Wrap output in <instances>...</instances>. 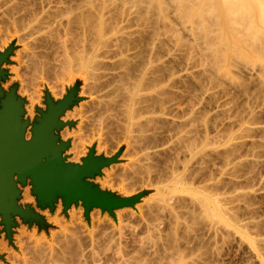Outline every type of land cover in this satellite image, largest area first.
I'll return each instance as SVG.
<instances>
[{"label":"bare ground","instance_id":"obj_1","mask_svg":"<svg viewBox=\"0 0 264 264\" xmlns=\"http://www.w3.org/2000/svg\"><path fill=\"white\" fill-rule=\"evenodd\" d=\"M3 20L18 35L0 42V80L14 60L23 69V84L39 80L44 117L56 107V96L64 97L73 86L63 111L89 94L83 105L92 107L88 119L100 131L115 126L126 135L129 147L120 157L126 160L121 163L123 173L146 186L135 225L117 220L118 229L89 232L77 221L56 239L57 246L26 241L23 250L30 257L20 263L221 264L224 249L235 245L245 247L248 264H264V121L258 120L264 106V0H1L0 23ZM179 55L184 68L176 70ZM191 64L199 68L191 72ZM62 78L67 82L60 83L58 93L55 85ZM178 84L189 92V105L180 115L174 103ZM81 88L85 90L79 95ZM216 88L240 89L247 103L228 121L224 134L200 139L202 121L206 128H215L228 113L226 105L216 106L213 118L207 119L200 110L201 94ZM0 101L5 121L12 109L13 118L23 122V100L16 90L4 94L0 87ZM244 139L251 141L241 154ZM214 156L216 171L203 173ZM89 210L84 209L86 214ZM107 211L116 218L114 208ZM134 216L129 212L128 219ZM6 247L3 242L1 249Z\"/></svg>","mask_w":264,"mask_h":264},{"label":"rangeland","instance_id":"obj_2","mask_svg":"<svg viewBox=\"0 0 264 264\" xmlns=\"http://www.w3.org/2000/svg\"><path fill=\"white\" fill-rule=\"evenodd\" d=\"M3 24H4V26H3ZM3 29H6V30L9 29V30H7V32L9 31L8 33H10V35L9 36L6 35V30H3ZM3 32H5V33H3ZM17 35L18 34L15 35V33L12 31V28L11 27L8 28V26L6 25V21L3 20V22L0 23V39H1L0 42L1 41L3 42V40L5 38L10 41L14 37H16ZM3 37H4V39H3ZM6 39L4 40V42L6 41ZM9 41L7 42V45H8V43H10ZM21 45H24V44L22 43ZM20 47L21 46H19V48ZM0 52H1V49H0ZM16 54H17L16 51H15V53L13 52V55L11 57L12 58H16ZM0 56H2V53H0ZM180 56L181 55H179L177 57V60L174 63V65L176 67V70H181L182 68H184V66L182 65V61H181L182 60L181 59L182 57H180ZM191 66H193V67H191ZM14 67H16L18 69V71L17 70H13ZM10 68L11 69H8L9 72H6V78L3 79V80L2 79L0 80V87H1V89L4 90V94H9L10 92H12V89L16 90V96L18 98H20L21 100H23V107H24V116H23V118L24 119H23V122L22 123L25 124V129H24V133H23L24 134V141L26 143L27 142H31L32 139H33V137H34V130L38 126H40V124H41L40 123V120L44 116V115L43 116L40 115V111L46 112V104L43 102L44 100L42 99V94H41L42 93L41 91H44V90H42V89H44V87L42 88V85L39 84V80H37V81L34 80L33 82H31L30 85L28 84V86L25 83L23 84V82H22L23 77L22 76L19 77V74H21L23 71H21V69H22L21 66L18 65V63L15 62V60L10 65ZM198 68L199 67L198 66H195V64H191L189 66V71L194 72ZM65 80L66 79L63 80V78H62L59 81H57L58 83L55 82V84L57 83L59 85L58 86V85H55L54 84L56 86V88H55V91L56 92L58 91V93H59V90L58 89H59V87H61L60 83L62 85H65V83L67 82ZM188 82L192 83V81H188ZM192 84H194V83H192ZM32 86L34 88H31ZM36 86H37V89H36ZM178 87H179V89H178ZM73 88H74V86L68 91V93L64 97L63 96H56V98H55V103H56L55 105H56V107L59 108L62 105V103L66 99L69 98V96L71 94L70 92H71V90H73ZM182 88H184V89H182ZM193 88L195 89L194 91L197 92L198 89L195 87V85H193ZM31 89H33V90H31ZM175 89H176L175 90L176 91V95L178 96V98H177V96H175L177 100L175 99V101H174V103L176 105L175 106V113L177 115H180L181 114V110L186 109L187 106L189 105V100H188V96H187L189 92L187 91L188 88L185 86V84H178V86H176ZM82 90H85V89L84 88L83 89L81 88V92H80L79 95H81V93H83ZM228 91L229 92H227V90L226 91H222V89L216 88V89L210 90L208 93H206L205 95H207V96H205L204 94H201L202 97L200 96V104L199 105H200V108L203 107V109H200V110L203 112V114L205 115V117L207 119H209V117L210 118H213V116L215 114V112L213 113V111H215L216 106L218 107V106L226 105V106H224V108H226V110L228 109L227 112L230 113V114L228 115V113H225L223 115V117L221 118V120L224 117H226L224 119L227 120V121L223 120V121H220V125H219V123L217 124L222 129V131H221V129L217 125L215 126V128L214 127H212V128H208L207 127L206 128L205 126H207V125H205L203 123V121H202L201 125L198 128V135L199 134L201 135V136L199 135L200 136L199 137L200 139H203L206 134H210V136L215 135V134H217L219 132H222V133H219V134H224L226 132V130L228 129V127H229L228 121L231 118H234L236 115H238V113L241 111V108H243V106L246 105V103H247V96L244 94L243 91H241L240 89H235V88H232V90L230 88V89H228ZM211 92H212V94H211ZM217 92H219V93H217ZM180 93H181L182 96L180 95ZM31 97H33V98H31ZM38 97H39V102H37L38 101L37 100ZM31 99H32V102H30ZM34 99H36L37 101L34 100ZM89 99H90L89 94L88 95L85 94L84 97L78 99L74 103L75 106L73 105L72 107L69 108L70 110L68 109V111H64L63 114H61L59 116V119H60L59 122H61L62 124L60 126H58V127L53 128L52 133H50V136H51V138L53 140V146L55 148H57V150H58L57 151V154L62 159V163L60 165L62 168H67V167H72V168L85 167L86 164L89 163V162L103 163L102 165L98 166V168L95 171H92L90 174L84 176L81 179V182L87 184L92 189L97 190L99 193L104 194L107 197H110L111 200L117 201L116 206H113L112 207V208L115 209L116 218H114L113 215H111L107 211L109 208H106V210H105V209L102 208V206H100L98 204H95V203H92V204H90L88 206L90 208V210L88 211V214L89 213L90 214L89 215L86 214V212L84 211V209L87 206L85 205V203L81 199H78V200L71 199L70 201L67 202L64 196H62V195H56L55 198H54V200L51 203H48L45 200H42L40 198V196L35 192V183H34L33 178L30 175L26 176L24 179H20V177H19L18 174H14V176H13L14 187L12 188V190L15 193V197L12 199V201L16 204V207L19 208L22 212L29 211L32 214L36 215L37 216V219L34 218V217H25V216L20 215V214L11 213L10 214L11 224L8 227V223L5 222L3 214H0V264H22L20 262L23 261V258L25 259V258H27V256L30 257L28 255L27 251L23 250L27 242H30L32 244H39V243H46V242L48 243L49 242L48 244H50V245L51 244L52 245H56V244L59 245V240H56V239H60L61 238L60 237L61 235L63 237L65 233H69L70 232V229H72V227L76 226L77 221H78V223L79 222H83V224L86 225V227L88 228V230H90L89 232H100L103 229H104V231H110V230H112L114 228L115 229H118L119 228V222L120 221H122L123 223H128L129 225L130 224L131 225H135L137 223V221H138L137 218H139L142 215V214H139L138 209H137V206L140 205V204H142L143 201H144L143 200V196H146V193L145 192H142V190L146 189V186H145V184L142 185V182L141 181L139 182L137 179H135L133 177L125 176L124 173H123V169H122V165L125 163L126 160L124 158L122 159L120 157H122L126 153V149L129 147V143H128L127 137H126V135H124L122 133V131L119 128H116L115 126L110 127L111 129L110 128L109 129L108 128L106 129V127L105 128L104 127H101V131H100V129H99L98 126H96V125L94 126V124H92L90 122V120L88 119V117H89L88 114H91L92 107L89 106L90 104L88 105L89 107H87V105L85 107L83 106L84 104H88ZM216 99L218 101H220V103ZM238 99H240V100H238ZM204 100H206L207 102L204 101ZM214 101L216 102V104H215ZM238 101H240L241 103L238 102ZM78 103H80L81 107H80V105ZM177 103H179V104H177ZM229 104H232V105H229ZM37 107H40V110H37L38 109ZM232 107L234 108L233 109L234 112L232 110ZM235 107H236V109H235ZM77 110H80V112L77 111ZM176 110L179 111V112L177 113ZM259 110H260L259 113L262 116L260 114H258V120H259V122L261 124H263V122H261V121H264V111H262V110H264V106L262 107V109H259ZM231 111L233 112V114H232ZM84 112H86V113L84 114ZM70 113L73 114V115H70ZM76 113H77V116H76ZM207 113H208V115H207ZM80 115H81V117H80ZM62 116H64V117H62ZM65 116H67V117H65ZM64 118H65V121L66 122L63 120ZM82 118H83V120H82ZM261 118H262V120H261ZM85 120H86V122H85ZM204 122H205V120H204ZM223 122H225V125H224ZM221 124H222L223 127H221ZM86 125L87 126L90 125L91 127H89V126L87 127ZM95 128H96V130H95ZM86 129L87 130L89 129V130L87 131ZM115 129L116 130L119 129L121 132L119 130L116 131ZM213 129H215V130H213ZM218 129H219V131H218ZM98 130L100 131V133L101 132L102 133L100 134L98 132ZM106 130H107V132H106ZM223 130H224V132H223ZM66 131H67L68 135H66L67 134ZM200 131H202V132H200ZM207 131L209 133H207ZM73 132H75V133H73ZM201 133H203V134H201ZM69 134H71V135L69 136ZM96 134H97V136H96ZM111 134L113 136L112 137H109ZM83 135H85V136H83ZM118 135H119V137H118ZM28 136H29V138H27ZM83 138H84V140H83ZM80 139L82 140V142H80L82 144L79 143ZM250 141H251V139H244L243 142H241V149H240V153L241 154H243V153H245L247 151V149H248V147L250 145ZM244 142H245V144H244ZM243 144L245 145V147H243L244 146ZM242 148H244V149H242ZM52 156L53 155L50 153V157H52ZM214 162H216V156L212 157V160L209 162L210 164L208 163L206 165V167L203 170V173H205V174H211V171H212V173L215 172L216 171V167H215V164L216 163L214 164ZM121 163H123V164H121ZM206 171H207V173H206ZM97 179L99 181H97ZM105 181H106V184L108 183L107 185L104 184ZM128 181L130 183H128ZM134 184H135V186H134ZM137 185H139V186H137ZM100 187H103V188H100ZM134 187H135V190H133ZM131 188H132V191H131ZM139 188H142V189H139ZM126 193H129V194L132 193V194H130V195L128 194L127 195ZM26 199H28V200H26ZM29 200H30V202H29ZM59 200H60V202H59ZM66 204L67 205L69 204V205L67 206ZM74 205H76V206H74ZM261 205H262L261 208H263L264 207V203H262ZM133 206H134V208H133ZM81 207H82V209H81ZM129 209L134 210V211H131ZM262 210H263V212H262ZM262 210H261V214H262L261 216H262V218H264V215H263L264 214V208ZM120 211H123V212H120ZM129 212H133L134 213L135 216H134L133 220L132 219H128ZM44 213H46V214H44ZM77 214L80 217L77 216ZM55 215H56V218H54ZM117 215L119 217H117ZM79 218L80 219L82 218L81 219L82 221H79L80 220ZM99 218H100V220H99ZM51 219H53V220H51ZM77 219H79V220H77ZM98 220H99V222H98ZM117 220H119V222ZM54 221L57 222V223H55ZM63 223H65V224L63 225ZM28 225H30L29 228H28ZM62 225L64 227H62ZM56 226H58V227H56ZM97 226H98V228H97ZM68 228H69V230H68ZM84 230H86V228ZM204 231L201 234L202 235H205L203 237H206L205 239L209 240V234L207 233V231L204 233ZM31 233H33L34 235L31 234ZM12 238H13V240H11ZM37 239H38V241H37ZM43 239H46V240H43ZM23 240H25V241H23ZM3 242H4V244L6 242V246H7L6 248H8V249H6V251H3L1 249V245H2ZM20 242H21V244H18ZM53 242H54V244H53ZM240 248H237L235 245H233V247L232 246L226 247L224 249V253L225 254L223 253V256H222V259L225 262H221V264H230V263H233V264H246L247 263L248 264V262H249L248 253L246 252V254L244 255L245 251H247V250L245 249V247H240ZM11 249L14 250L16 253L14 251H12ZM20 251H22V253ZM238 251H240V252L238 253ZM229 252H230L231 255L229 254ZM232 252L234 254H236V255L234 256ZM241 253H243V254H241ZM10 256H13V257H10ZM241 256H243V257H241ZM231 258H233L234 260L233 261L230 260ZM235 262H237V263H235Z\"/></svg>","mask_w":264,"mask_h":264},{"label":"water","instance_id":"obj_3","mask_svg":"<svg viewBox=\"0 0 264 264\" xmlns=\"http://www.w3.org/2000/svg\"><path fill=\"white\" fill-rule=\"evenodd\" d=\"M68 99L59 108L53 107L50 117L43 116L40 126L34 130L32 141L27 143L23 134L25 124L13 118L10 114L13 113L12 109L7 110L9 116L6 121L0 115V214H3L8 227L11 224V213L37 219V216L29 211L22 212L12 201L15 197L12 190L14 174H18L20 179L30 175L35 183V192L48 203H51L56 195H62L67 202L71 199H81L87 207L92 203L105 208H112L117 204V201L81 182L84 176L95 171L103 163L89 162L85 167L76 168L60 166L62 159L57 154V148L53 146L50 133L53 128L62 124L57 119L64 112V108L68 107Z\"/></svg>","mask_w":264,"mask_h":264}]
</instances>
